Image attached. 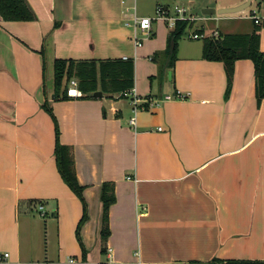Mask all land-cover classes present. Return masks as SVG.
I'll return each instance as SVG.
<instances>
[{
	"label": "crops",
	"instance_id": "1",
	"mask_svg": "<svg viewBox=\"0 0 264 264\" xmlns=\"http://www.w3.org/2000/svg\"><path fill=\"white\" fill-rule=\"evenodd\" d=\"M244 1L28 0L36 19L0 16V254L9 253L0 264L264 261V98L255 63L235 61L228 91L224 62L206 59L205 38L193 37L250 33L256 22L244 10L202 12ZM158 5L185 7L196 18L187 29L200 21L179 37L173 59L176 26L153 20L145 34L134 23ZM254 12L264 17V0ZM56 59L132 61L137 109L121 91L88 95L76 76L56 94ZM74 80L77 97L66 95ZM57 128L84 186L81 240L83 201L58 169ZM105 182L115 195L106 238Z\"/></svg>",
	"mask_w": 264,
	"mask_h": 264
},
{
	"label": "trees",
	"instance_id": "2",
	"mask_svg": "<svg viewBox=\"0 0 264 264\" xmlns=\"http://www.w3.org/2000/svg\"><path fill=\"white\" fill-rule=\"evenodd\" d=\"M0 16L3 20H34L36 14L28 0H0ZM191 21L178 20L174 30L172 45L169 50V57L176 56L178 39L187 29ZM264 22L255 23V28L250 33H225L219 37H205L203 54L206 59L224 62L228 76V91L230 90L234 64L237 59L250 58L255 63L256 95L259 101L264 98V52L260 48V31ZM87 62H76L72 59H56L54 62L55 93L63 89L66 80L76 76L79 79L80 88L93 95L98 89L103 91L116 90L122 93L134 85V65L132 61L124 63L113 62H90L91 67L83 64ZM115 65V66H114ZM100 81V82H99ZM66 95H68L66 93ZM46 108L53 115L52 109ZM55 156L61 176L70 188L83 201V216L76 228L79 240L80 229L88 218L87 203L83 195L84 186L78 182L74 170V160L70 148L59 141L57 128V143ZM103 201V226L102 236L109 235L108 213L110 205L115 201L114 186L111 182H105L101 193ZM219 264H264L261 260H218ZM215 263L213 261L211 264Z\"/></svg>",
	"mask_w": 264,
	"mask_h": 264
},
{
	"label": "built area",
	"instance_id": "3",
	"mask_svg": "<svg viewBox=\"0 0 264 264\" xmlns=\"http://www.w3.org/2000/svg\"><path fill=\"white\" fill-rule=\"evenodd\" d=\"M247 16L254 18L256 23H262L264 22V17H260L256 12L248 14ZM196 18L193 17L191 14H189L187 12V9L185 7H180V6H174L172 8L164 6V5H158L156 7L155 10V14L153 16H135L134 17V23L137 27H139L145 34H149V32L152 29V23L153 20H162L164 22H166V24L169 26V28H174L177 24L178 20H188V21H194ZM208 34L206 33H199L196 32L194 33L193 37L195 38H205L207 37ZM212 36H219L218 31H214L212 32ZM137 45L140 44L139 40L136 39L135 42ZM125 58H128L127 56H125ZM68 96H80L82 95V92L78 89L77 86V81H72L71 86L68 88L67 91ZM121 94H129L130 96H132V103L135 105V109L136 110V105L137 103L140 101V98L136 95V92L134 89H130L128 91H125ZM180 97H185L186 95H184L181 92H178ZM136 118L132 117L131 122L133 124H135ZM39 210L41 212L42 215H45V210H44V206L40 205L39 206ZM7 256H9L8 252H5L4 254H0V260H3L4 258H6ZM71 261H74L73 259ZM140 264H145V263H141Z\"/></svg>",
	"mask_w": 264,
	"mask_h": 264
},
{
	"label": "water",
	"instance_id": "4",
	"mask_svg": "<svg viewBox=\"0 0 264 264\" xmlns=\"http://www.w3.org/2000/svg\"><path fill=\"white\" fill-rule=\"evenodd\" d=\"M252 0H246L245 2L237 5V6H233V7H224V8H204L203 9V13L204 14H230V13H236V12H240L245 10L250 4H251ZM94 95L98 96V95H102L101 91H96L94 92Z\"/></svg>",
	"mask_w": 264,
	"mask_h": 264
},
{
	"label": "rangeland",
	"instance_id": "5",
	"mask_svg": "<svg viewBox=\"0 0 264 264\" xmlns=\"http://www.w3.org/2000/svg\"><path fill=\"white\" fill-rule=\"evenodd\" d=\"M245 2V1H244ZM256 7V0H253V2L244 10V13H249V14H251V12H252V10L254 9ZM250 22V21H249ZM197 26H200V21H197V24H195L194 26H192V27H190V28H188L187 29V32H189V31H192V30H196L198 27ZM214 29H216V28H214ZM218 29L222 32V33H224V29L222 28V27H218ZM186 36H188V35H185V37ZM200 40V42H202L203 40H202V37L199 39ZM50 83V82H49ZM37 215V214H36ZM35 215V216H36ZM38 216V215H37ZM36 216V217H37ZM40 217V216H39ZM48 217H50V214L48 215Z\"/></svg>",
	"mask_w": 264,
	"mask_h": 264
}]
</instances>
